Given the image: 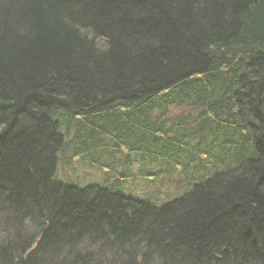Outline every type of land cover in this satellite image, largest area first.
Masks as SVG:
<instances>
[{"label":"trees","instance_id":"1","mask_svg":"<svg viewBox=\"0 0 264 264\" xmlns=\"http://www.w3.org/2000/svg\"><path fill=\"white\" fill-rule=\"evenodd\" d=\"M183 97L199 111L188 113L190 124L155 122L173 121ZM159 130L172 139L156 140ZM226 134L239 145L228 139L220 165L208 141ZM119 142L141 162L123 160L127 172L109 179L114 185L146 182L139 164L158 160L167 182L199 155L215 178L182 174L176 188L189 187L187 197L153 216L118 215L64 169L101 174ZM197 182L207 183L192 189ZM0 187L46 208L37 228L9 204L0 208L16 214L0 219V264H68L71 255L88 264H179L173 255L194 264L193 253L221 243L264 263V0H0ZM104 228L116 241L96 251L88 233L105 236Z\"/></svg>","mask_w":264,"mask_h":264},{"label":"bare ground","instance_id":"2","mask_svg":"<svg viewBox=\"0 0 264 264\" xmlns=\"http://www.w3.org/2000/svg\"><path fill=\"white\" fill-rule=\"evenodd\" d=\"M226 60L228 61V63H229V61L232 62L233 69H231V71L235 70L240 75V77H238V78H241V80L247 79V77H248V73L246 71L247 69L245 70V68H242V66H239L240 64H239L238 59H233V58H231V56L229 57V55H226ZM222 70H225L227 72V70L224 68V66H222ZM225 71H223L224 72L223 76H226ZM187 99H189V98L183 97L182 101L177 102L176 105L179 107V109L177 112H176V110H173V112H174L173 114H175V112H176L175 116H173V118H172L173 121H170V120L165 121V124H162V117H160V118L156 119L155 122L160 124V125H163V127L169 128V129H172L175 126L177 119L184 120V121H186V124H190L189 122H191L192 120L186 119L188 113L199 112V111L196 110V107L191 102H189ZM214 106L217 107L216 103L208 102L209 108H212ZM69 110L70 109H68V111ZM73 112L74 111L70 110V113H73ZM80 113H82V112H80ZM232 114H236V112H232ZM222 116H223L222 121H225L226 126H228L229 123H231V121H228L229 120L228 115L224 114ZM163 122H164V120H163ZM166 128H164V129H166ZM155 129H156L155 127L152 128L153 131H155ZM187 129L189 130V129H194V128L188 127ZM161 130H159L158 132H154L156 135L155 136L156 140H162L163 136H166L167 139H172V137H173L172 134L164 135V133L162 134ZM250 133H252V132H250ZM226 135H225V138H223L222 141L219 142L220 144H218V145H214L213 140L208 141V143L211 144V146L213 147L211 149L212 152L214 150H218V154H212V155H215L214 158L213 157L212 158H213V160L216 161V163H219V164L221 161H224L226 163L228 161V159L225 157V152L228 151V150H226V149H228L227 148L228 142L231 141L233 144L239 145L238 140L231 138V136L229 134H226ZM175 137H176V134H175ZM205 139H207V138H205ZM204 149H206V148L201 147L198 150V153L201 150L205 151ZM110 157H113V159L110 162H108V160H106L104 165H102V167L99 168V169H101V176L92 177L95 179L94 181H92L90 179L89 175H86L84 173L82 174V176L91 180L94 183L96 188L93 190L90 186H87L84 184H82L83 185L82 187L86 189L85 192L88 193L90 196L95 195V197L97 199H100L101 197H103V199H106V200H109L110 202H112V204H113L112 209L118 215H120L123 212L127 215L129 214L128 216H130L134 213L138 214L139 211H141L142 214H143V212H146L150 216L151 215L153 216V215H156V212L161 210L158 207H161L164 204L171 202L173 199H175L177 197H187L191 193V191H188L189 187L187 189H183V190L176 188L177 183L182 181V176H183L182 174H189V175L193 174L195 177L203 176L204 179H208V181H211L215 178L214 174H213L214 169L211 171H209V170L205 171V169L203 170L202 166L200 167L201 164H204V166H206V165L214 166V164L211 162H208L207 159L202 158L199 155V157H196L194 159L186 158L184 163L180 164V167L175 166V168H174V166L171 165V168H174L175 171L173 173L174 174L173 177L171 179H169L167 182L162 180V171L160 170L161 166L159 164V161H162V160H158L155 162H153V161L149 162L148 166H144V165L139 164L141 166L140 174L145 176V180L148 184L147 186L143 185V183L145 181H141L138 179L135 181L130 180V182H125V183H119V184L115 183V185H114V183L109 182V179H114L119 173H126L127 172L123 169V166H124L123 160L129 161L132 163H140L141 160L138 157H136L134 154H133V156L130 155V153H128V150L126 149V147H123L122 142H119L118 146L113 151L110 152V156L108 157V159ZM200 158H202L206 161L204 162ZM157 162H158V164H157ZM178 163H180V160ZM228 163H230V162H228ZM57 166H59L58 161H57ZM74 167H76V166H74ZM198 167H200V168H198ZM220 169H221V166H219L215 171L220 170ZM75 171L77 173V170H75ZM55 175H56V178L58 179L59 174L56 173ZM207 182H205V183H207ZM205 183L202 184L201 182H197V183L191 184L190 186L192 187V189L193 188L198 189V188L203 187V185ZM57 186H58V183L56 182L54 184V187H57ZM155 186H157V187H155ZM162 186H169L172 188L164 189ZM62 189H63V187H62ZM151 198H153V199H151ZM30 199H31V197L28 194L16 195V197H14L12 199L10 196V190L7 188H4V187H0V208L1 207H8V204H9V208L11 210H13V209L19 210L20 214H22L24 219L25 220H26V218L30 219V222L32 223L33 227L37 228L38 224H36V219L39 216H42V214H39V213H41L43 210H46V208L44 207V205H41L40 208L34 209L32 207V203H31ZM137 208H139V209H137ZM39 209H41V210H39ZM15 215H16L15 213L10 212V211H9V215H3L0 213V219L3 223H5V221L7 220V217H9L11 220H13V217H15ZM11 231H12V233L10 232L7 235L12 237L15 243H18L19 240L16 237L17 236L16 233L13 231V229H11ZM140 233H141L140 231H136V232H133V234L131 232L130 235H132V236L136 235L137 237H140V235H141ZM88 234H92V238H93V241L95 244L91 245V246L94 247L96 251L102 250L101 249L102 245H105L111 239H112V241H116V239L113 238L114 236L111 235L110 228L105 229V236H103L101 233L97 232L96 230H91V231H89ZM125 236H128V238L127 237L124 238V240H122V242L129 241V239L131 237V236H129V234H126ZM166 237H168V236H166ZM35 240H33V244H37ZM86 240L77 239L76 244H79V245L80 244H91V243L86 242ZM241 241H243V243H245V244H251V243H249V241H245L243 239H241ZM162 242H163V244H172V241L169 238L164 239ZM238 242H240L239 239H238ZM0 244H3L1 239H0ZM17 245L20 246V244H17ZM22 246H24V244H22ZM217 248L211 250L210 253H207L206 255L203 254L200 256L197 253L196 254L193 253L192 254L193 263L194 264H264V263H258L260 261L254 260V259L248 257L249 255L241 256V254H239V257H237L231 251V249L228 248V245H226V244L221 243L220 245L217 246ZM88 250H92V249L89 248ZM15 253H16V247L14 244V247L11 251V254L14 255ZM176 256L173 255V259L177 260L176 263H178L180 261L179 264H182L181 260L179 258H176ZM178 257H179V255H178ZM67 260H68V264H88V262L85 259H83V258L79 259L78 257H76V255H71L70 258ZM53 264H56V263H53Z\"/></svg>","mask_w":264,"mask_h":264},{"label":"rangeland","instance_id":"3","mask_svg":"<svg viewBox=\"0 0 264 264\" xmlns=\"http://www.w3.org/2000/svg\"><path fill=\"white\" fill-rule=\"evenodd\" d=\"M136 169H137V167H136ZM73 170H74V171H73ZM73 170L68 169V168H65V170H64V174H65L66 178L71 179L73 182L76 181V180H78L77 183H80V182H79L80 180H79L78 178H76V171H75V170H77V174H78L79 176H81V177H82V174H83V173H84V174H88V175L90 176V179H91L92 181L95 180V179L92 178V177H97V174L91 173L89 170H86V168L84 169V168H82V167H77V166H76ZM135 173H136V175H138V174H137V171H135ZM163 177H164V176H163ZM89 183L94 184L93 182H85V183H83V184H84V185H87V184H89ZM143 185H144V186H147L148 184H147V182H144ZM155 187H157V186H155ZM162 187H163L164 189L172 188V187H169V186H162ZM151 199H153V198H151Z\"/></svg>","mask_w":264,"mask_h":264}]
</instances>
